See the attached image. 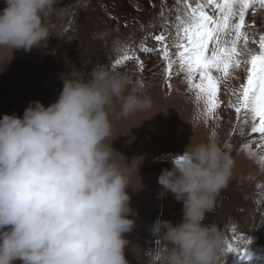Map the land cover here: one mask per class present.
<instances>
[{
  "label": "clouds",
  "instance_id": "clouds-1",
  "mask_svg": "<svg viewBox=\"0 0 264 264\" xmlns=\"http://www.w3.org/2000/svg\"><path fill=\"white\" fill-rule=\"evenodd\" d=\"M57 0H5L0 47L46 46L45 16ZM91 78L62 76L58 99L36 100L23 116L0 118V264H129L126 249L135 221L126 172L105 141L112 110L127 118L151 106L143 86L107 65ZM231 160L212 139L190 144L158 178L163 195L181 202L182 220L152 228L162 247L148 264H221L226 240L206 223L230 179Z\"/></svg>",
  "mask_w": 264,
  "mask_h": 264
},
{
  "label": "rangeland",
  "instance_id": "rangeland-1",
  "mask_svg": "<svg viewBox=\"0 0 264 264\" xmlns=\"http://www.w3.org/2000/svg\"><path fill=\"white\" fill-rule=\"evenodd\" d=\"M189 4L193 7L203 4L210 15L218 14L209 0H57L55 10L44 18L50 36L44 42L46 46L30 52L0 47V118L4 114L22 117L36 100L45 106L55 102L63 88L62 76L72 72L82 73L87 80L96 64H104L126 74L134 84L142 85L151 98L148 109L138 110L127 118L117 116L116 104L112 110L111 135L105 141L113 147L112 158L129 180L130 206L134 210L130 218L135 221L132 231L125 234L129 241L126 249L129 264H148L149 254L163 246L152 232L158 220L173 223L182 220V203L171 193L162 194L163 186L158 183L162 171L173 167L174 160L190 142L209 139L217 141L232 162L230 179L216 196L205 221L215 225L226 240L221 264H264V226L253 218L245 222L246 214L239 209L223 208L225 199L232 200L234 194L238 198V193L246 188L243 191L246 204L242 205H246L247 212L258 209L254 204L256 191L249 185L245 187V168L240 167L237 157L245 144L233 145L234 139L243 138L254 122L249 118L247 123L235 124L231 115L226 116L228 94L237 82L232 79L224 82L221 78L218 97L224 102L219 99L218 108L224 115L214 124H206V100L198 99L199 93L194 95L196 89L189 87L177 56V45L185 39L182 21L188 19ZM5 7V0H0V10ZM249 9L245 20H249ZM248 30L246 24L243 31L248 36L249 49H258L264 22L253 33ZM158 35H164L165 40L157 41ZM227 39L231 41V37ZM165 50L172 63L170 76ZM230 244L240 250L241 256L248 250L251 260L242 261L236 253H229Z\"/></svg>",
  "mask_w": 264,
  "mask_h": 264
},
{
  "label": "snow or ice",
  "instance_id": "snow-or-ice-1",
  "mask_svg": "<svg viewBox=\"0 0 264 264\" xmlns=\"http://www.w3.org/2000/svg\"><path fill=\"white\" fill-rule=\"evenodd\" d=\"M218 11L213 16L205 11L203 4L191 9L188 19L182 21L184 42L177 45L179 67L188 77L189 87H194L207 103V110L212 114L220 106L218 94L220 79L227 78L233 68L239 69L242 62L248 65L246 82L241 83L235 105L237 119L245 123L254 122L252 132L264 134V35L259 37V47L249 49V39L243 31L245 16L254 4L264 9V0H209ZM231 37V41H228ZM157 41L165 40L164 35L155 37ZM243 41V47L240 43ZM211 46V47H210ZM151 51V49H145ZM168 59V75H171V58ZM241 57H245L244 61ZM128 59L130 57H124ZM120 61H117L119 63ZM222 74L218 77L216 74ZM250 243V241H249ZM229 253H236L242 261L251 260L248 250L241 256L240 250L231 244Z\"/></svg>",
  "mask_w": 264,
  "mask_h": 264
},
{
  "label": "bare ground",
  "instance_id": "bare-ground-1",
  "mask_svg": "<svg viewBox=\"0 0 264 264\" xmlns=\"http://www.w3.org/2000/svg\"><path fill=\"white\" fill-rule=\"evenodd\" d=\"M250 17L249 20H245V26L248 24L249 30L248 33H253L258 29V26L261 22H264V9H261L259 5L255 4L253 5V8L249 9ZM244 30V29H243ZM257 47V45H256ZM256 50V49H254ZM245 57H241V60L243 61ZM244 64V65H243ZM241 64V67L239 69L233 68L230 71V74L227 78H222V80L228 81V79H232L233 82H237V84L233 87L232 91L228 94V105H229V111L228 115H231L233 117V123L235 124H241L243 120H241L239 123L237 121V113L235 112V108L233 105H235L238 95V89L241 83L246 82V75H247V67L248 65L246 63ZM198 92L195 90L194 95H196ZM219 98V97H218ZM203 99V96H200V100ZM222 102L223 98H219ZM190 107H193V104H190ZM206 124H214L216 119L221 118L220 115H224V112L222 113V109L218 108L217 111H215L212 114L208 113L207 105H206ZM222 120V119H221ZM254 126L251 124L249 128L245 131L243 138H235L233 141V145L235 147H239L244 145L245 149H241V153L238 154L237 157H239V165L244 166L245 171V180L244 183L245 187L250 186L254 191H256V197L254 204L258 206V209L253 212H247V207L244 202V199L247 197L246 194H244V190L239 194L238 198H235L234 194L232 195V200L227 201L225 199V206L224 209H239L245 213V222L251 221L252 218L254 221L261 223L262 227L264 226V134H261L259 132H252V127ZM240 131V130H239ZM239 133V132H237ZM244 186L243 184H241ZM249 187V188H250ZM247 190V189H246ZM251 197V196H250ZM253 200V199H252ZM243 201V203H242ZM226 203H229L230 205H226ZM261 232L260 231L258 233ZM259 235V234H258Z\"/></svg>",
  "mask_w": 264,
  "mask_h": 264
}]
</instances>
